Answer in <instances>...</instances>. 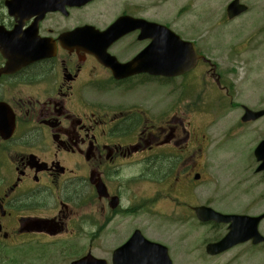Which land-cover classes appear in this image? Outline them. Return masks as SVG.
I'll list each match as a JSON object with an SVG mask.
<instances>
[{"label": "flooded vegetation", "instance_id": "obj_1", "mask_svg": "<svg viewBox=\"0 0 264 264\" xmlns=\"http://www.w3.org/2000/svg\"><path fill=\"white\" fill-rule=\"evenodd\" d=\"M5 1L0 0V27L10 30L16 20L8 15ZM81 8L68 9L67 16L47 12L40 15V19L44 18L36 26L38 37L55 41L60 35L84 25L102 31L119 16L118 11L109 6L101 14L84 11L87 18L82 19L77 13ZM135 14L141 18L145 16L143 11ZM130 15L135 16L134 13ZM34 17L23 19L21 30L30 27ZM79 20V24L72 23ZM69 50L55 41L50 57H38L10 75H5L9 64H5L0 55V242L3 245L21 240L22 243L38 234L48 235L49 231L44 228L43 232H36L35 224L46 227L58 221L59 232H67L65 226L72 218L73 208L79 202L78 208L83 212V199L88 196L96 198L101 217L106 200L96 194L99 177L106 184L115 182L116 177L110 176L108 164L122 165L117 157L126 158L134 152L129 143L124 145L127 147L125 155L117 145L110 143L111 126L116 117L100 110H109L102 101L88 100L89 96L101 98L104 88L116 91L119 81L85 52ZM200 74L198 68L195 77L199 78ZM23 75L24 91L18 100L17 83ZM219 82L218 92L227 93L228 86L221 79ZM198 92L197 88L196 96ZM208 97L205 91L202 98L207 100ZM142 113L145 122H151V118ZM12 124L14 129L10 133ZM150 128L153 142L147 147V154L151 155L157 148H166L178 156L179 162L171 163L175 167L174 177H166L163 181L164 201L182 218L180 208L173 205L177 200L178 184L184 191L188 182L206 181L210 169L218 177H232L240 163H253L205 159L212 141L218 149L228 141L226 132L205 137L194 126L190 128L189 123L184 126L177 117L161 126L150 125ZM232 166L234 168H230ZM256 174H259L258 187L264 189V173ZM245 183L242 181L244 191L247 190ZM50 201H59L62 210L49 208L46 204ZM173 235L164 233L165 241Z\"/></svg>", "mask_w": 264, "mask_h": 264}, {"label": "rangeland", "instance_id": "obj_2", "mask_svg": "<svg viewBox=\"0 0 264 264\" xmlns=\"http://www.w3.org/2000/svg\"><path fill=\"white\" fill-rule=\"evenodd\" d=\"M119 1L120 0H112V4L116 10H119ZM123 1L126 2V5L130 6L131 11L134 13L143 11L147 18L151 17L153 20L171 23L173 29L181 33L186 39H198L201 46L210 48L208 57L218 66L220 72H224L230 67L236 70V74L232 77L229 76L228 80H230V82L236 81L238 100L246 106V102L251 101L256 109L264 107V0H243L252 5L250 13L245 14L227 25L222 24L219 20L220 10L224 7L223 0H190L188 4L186 3L187 0ZM176 1L178 2V7H172L171 4H173V2L177 3ZM175 12H178V14H175ZM134 15L139 16V14ZM177 15L180 17L175 18ZM259 21H261V23ZM255 22H258L259 25H254ZM192 24L196 25V29L193 28L192 32L190 31L185 34L186 28H190ZM244 40L249 42V46L260 47V50L255 51L258 52L260 56L251 58L249 62H247L244 54L237 57L231 55L229 47L234 46L240 41L244 42ZM239 46L245 48L246 44L242 43ZM232 58L235 59L230 60ZM204 79L208 81V75H205ZM199 80L200 78H195V81L199 82ZM242 82L246 83V86ZM176 83L179 84V81ZM135 85L136 83L132 86ZM147 85L153 86L151 83ZM159 89V86L156 85L154 91L156 92ZM169 91L170 89L165 90V98L163 94H157L155 92L149 95L147 90L134 95L133 89L129 91L128 89H121V95L110 96L109 108L112 113L120 115L135 105L140 107L143 103H147V108L155 114L156 106H154V103L156 104L161 101L166 106V108L163 109L164 112H167L174 109L173 102L177 94H168ZM213 96L214 94L210 93L207 101H211ZM196 98H198V96ZM146 100L148 102H145ZM229 116L225 117L222 122L217 125L218 128H213L209 133L213 131L220 133V126L231 121V115ZM193 120L196 122L195 126L201 124V120L199 121L196 116L193 117ZM243 134L245 136L241 139L229 142L234 148L231 149L220 162H255L252 149L253 146L264 137V120L248 126ZM127 142L135 143L136 139L129 138ZM162 167L163 166L159 163L155 166L152 165L150 168L153 172L158 174ZM239 167L240 164L232 177L226 176L222 178L225 181L215 179L218 181V188L213 190L212 186L209 185V195L206 194L204 188L197 189L194 193L195 199L200 204L209 202L210 199H214L224 189L229 191V197L234 198L237 195H243L240 192V189L243 188V184L242 181L238 179H244L248 171L238 169ZM230 168L234 167L232 166ZM210 170L212 171L213 169ZM237 181L240 182H238L239 185L236 184ZM245 182V185H249L248 180ZM252 194H261L263 196L259 191H255ZM240 197L241 200L234 201L236 209H239L241 206H246L247 203L254 199V196ZM217 205L220 207V210L224 211V209H222L223 202L221 200H217ZM259 206L264 210V203ZM160 211L164 212L167 211V209L161 208ZM57 242L59 241L57 240L55 242L54 239H42L40 237L39 242L33 241L17 245H2L0 246V264H68L69 261L76 258L74 255L82 250V246H86V240L81 238L74 242L71 240L66 241L65 243H61L60 246L57 244L53 245V243ZM38 243L39 247L36 246ZM70 243L75 244L74 247L68 251L67 244ZM108 244L112 245L111 243ZM212 262V258L205 257L192 262L181 259L180 264H211ZM243 264H250V262L244 261Z\"/></svg>", "mask_w": 264, "mask_h": 264}, {"label": "water", "instance_id": "obj_3", "mask_svg": "<svg viewBox=\"0 0 264 264\" xmlns=\"http://www.w3.org/2000/svg\"><path fill=\"white\" fill-rule=\"evenodd\" d=\"M235 14H238V13H234V14L229 13V17L231 18ZM113 27H115V26H112L111 28H113ZM193 61H194V54H193L192 50H189V51L187 50L186 44H181V43H177V42L170 44V49L167 50V62L170 63V67H171L174 75L180 74V73L190 69ZM247 113H248V111H247ZM262 114H263V112L258 113L256 115H254L252 119L259 117ZM246 120H249V118L245 117L244 121H246ZM256 223H257V221H254V230L256 227ZM247 230L250 231L251 228L247 229ZM257 240L261 241L259 236L257 237ZM257 240L256 241L254 240L255 243H257ZM233 241H234L233 243H240L243 240L233 239ZM74 264H92V263H90V261L88 259H81Z\"/></svg>", "mask_w": 264, "mask_h": 264}]
</instances>
